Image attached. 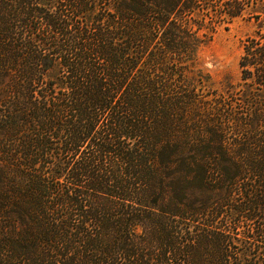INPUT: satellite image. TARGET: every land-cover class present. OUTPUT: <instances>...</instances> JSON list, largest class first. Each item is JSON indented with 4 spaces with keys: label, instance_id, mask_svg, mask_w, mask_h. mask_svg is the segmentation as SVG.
Returning <instances> with one entry per match:
<instances>
[{
    "label": "trees",
    "instance_id": "obj_1",
    "mask_svg": "<svg viewBox=\"0 0 264 264\" xmlns=\"http://www.w3.org/2000/svg\"><path fill=\"white\" fill-rule=\"evenodd\" d=\"M237 19L259 26L219 92L199 52ZM263 22L264 0H0V264H264Z\"/></svg>",
    "mask_w": 264,
    "mask_h": 264
},
{
    "label": "rangeland",
    "instance_id": "obj_2",
    "mask_svg": "<svg viewBox=\"0 0 264 264\" xmlns=\"http://www.w3.org/2000/svg\"><path fill=\"white\" fill-rule=\"evenodd\" d=\"M258 26L254 20L237 19L227 29L221 27L214 39L201 49L195 71L208 77L209 87L222 92L227 85L235 87L241 82L239 61L243 54L242 44L247 36L258 30ZM137 233L141 230L138 229Z\"/></svg>",
    "mask_w": 264,
    "mask_h": 264
}]
</instances>
